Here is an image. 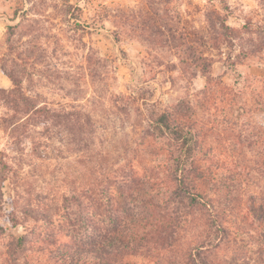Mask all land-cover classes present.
Returning a JSON list of instances; mask_svg holds the SVG:
<instances>
[{
	"label": "rangeland",
	"instance_id": "374dc122",
	"mask_svg": "<svg viewBox=\"0 0 264 264\" xmlns=\"http://www.w3.org/2000/svg\"><path fill=\"white\" fill-rule=\"evenodd\" d=\"M213 12L227 14L226 24L237 29L232 45L213 44L212 34L222 32ZM160 13H167L165 22L157 19ZM4 14L13 22L0 30V63L21 77L38 103L55 110L71 102L83 107L95 131L83 153L74 151L58 127L48 136L42 123L33 124L19 143L0 128L8 171L0 196V264H59L54 251L71 241L62 194L111 179L126 163L166 191L163 179L177 146L155 129L145 135L147 120L184 97L199 124L211 129L205 146L212 153L200 160L208 170L203 187L227 231L217 248L196 260L264 264V47L255 45L256 52L253 46L264 28V0H0ZM140 23L149 28L140 29ZM155 31L163 34L153 36ZM188 45L214 61L211 77L220 82L210 85L213 97L207 101L206 76L190 78L191 69L181 63ZM3 79L0 69V86L10 88L11 81ZM237 135L246 141L239 145ZM28 208L46 211L51 221L26 215ZM11 211L17 224L9 220ZM205 229L191 221L179 232L178 244L166 249L157 243L148 252L154 230L140 228L139 237L147 236L125 263L184 264ZM23 234V250L9 255V243Z\"/></svg>",
	"mask_w": 264,
	"mask_h": 264
},
{
	"label": "trees",
	"instance_id": "16d2710c",
	"mask_svg": "<svg viewBox=\"0 0 264 264\" xmlns=\"http://www.w3.org/2000/svg\"><path fill=\"white\" fill-rule=\"evenodd\" d=\"M213 13L219 31H222L218 36L212 34L213 44L219 46L225 42L232 45L234 36L238 35L237 29L226 24L227 14L221 16ZM166 15L167 13H160L157 19L165 22ZM138 25L140 29L149 28V24ZM10 28L12 27L8 26L7 29ZM259 30L261 31L258 33L262 36L258 37V42L251 41L253 46L259 44L264 47V28ZM154 33L153 36L162 32ZM150 34L152 36L153 33ZM142 39L152 41L149 36L145 38V35ZM254 49H257L256 52L259 50L257 46ZM183 53H187V57L181 63L184 69L185 66L191 69L190 78L198 73L206 76L208 81L202 93L207 101L209 97H213L210 85L220 82L219 78L216 80L211 77L214 61L211 57L197 54L193 46L188 45V51L183 49ZM0 69L12 84L8 89L0 87V128L7 131L15 143H19L22 136L28 134L29 126L42 123L41 131L48 136L51 128L58 127L65 131L67 143L74 147V151L87 152L90 136L95 131L94 121L88 111L75 102L59 110L52 109L45 103L40 104L38 95H34L28 86L22 85L21 77L16 76L3 63H0ZM21 72L24 74L22 68ZM262 104L264 105L263 102ZM196 115V109L184 97L168 105L162 113L148 117L149 129L146 128L145 135L154 133L155 129L159 134L169 135L172 143L177 146V152L169 156L172 166L165 175L166 179H163L169 184L166 191H161L159 181L150 175L139 174L126 163L111 179L99 180L94 186L82 189L79 193L73 189L62 194V217L71 233V241L59 243L53 253L56 263L127 264L125 257L138 252L147 236L139 237L140 228L153 227L151 240H148L155 239L154 245L146 246L148 252H153L157 249V243L158 246L163 244L166 249L178 244L182 235L179 232L184 231L193 221L206 228L203 230L206 235L201 241V235H197L199 241L188 248L183 263L205 264L197 261L196 257L201 259L204 253L211 252L213 247L217 248L227 231L218 221L220 214L212 206L211 198L203 187L204 181H208V170L203 169L200 160L210 158L212 153V146H205L211 129L200 125ZM235 138L239 145L246 141L240 135ZM216 141L221 142L222 139L216 138ZM34 145L32 150L36 151L38 145ZM7 176L5 152L0 151V196ZM160 193L164 197L158 201L154 196ZM90 207L96 208V211L92 213ZM24 213L35 218L42 216L46 222L51 221L50 214L38 208L24 209ZM9 220L12 224L18 222L13 211L9 213ZM27 235L23 234L9 243V255L23 250Z\"/></svg>",
	"mask_w": 264,
	"mask_h": 264
},
{
	"label": "crops",
	"instance_id": "0c3cea01",
	"mask_svg": "<svg viewBox=\"0 0 264 264\" xmlns=\"http://www.w3.org/2000/svg\"><path fill=\"white\" fill-rule=\"evenodd\" d=\"M4 10L7 12V8L5 7ZM13 20L11 15L4 14L3 16L0 15V30L4 29L7 25L12 24ZM6 80L8 81V77L6 76ZM5 79L3 81L6 82ZM1 87V86H0Z\"/></svg>",
	"mask_w": 264,
	"mask_h": 264
}]
</instances>
